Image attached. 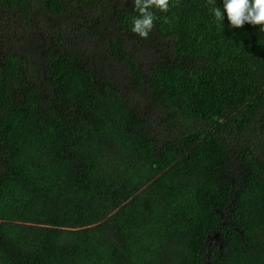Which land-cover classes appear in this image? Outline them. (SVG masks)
I'll return each mask as SVG.
<instances>
[{
	"label": "trees",
	"instance_id": "16d2710c",
	"mask_svg": "<svg viewBox=\"0 0 264 264\" xmlns=\"http://www.w3.org/2000/svg\"><path fill=\"white\" fill-rule=\"evenodd\" d=\"M210 7L0 0V264H264V33Z\"/></svg>",
	"mask_w": 264,
	"mask_h": 264
},
{
	"label": "clouds",
	"instance_id": "9594fccd",
	"mask_svg": "<svg viewBox=\"0 0 264 264\" xmlns=\"http://www.w3.org/2000/svg\"><path fill=\"white\" fill-rule=\"evenodd\" d=\"M215 21L222 27L224 15L231 28H241L245 24L258 26L264 33V0H223V10L216 6L215 0H207ZM179 0H133V10L138 15L132 20L131 31L141 39L147 40L154 28L157 16L154 10L167 13L171 7H178Z\"/></svg>",
	"mask_w": 264,
	"mask_h": 264
},
{
	"label": "rangeland",
	"instance_id": "374dc122",
	"mask_svg": "<svg viewBox=\"0 0 264 264\" xmlns=\"http://www.w3.org/2000/svg\"><path fill=\"white\" fill-rule=\"evenodd\" d=\"M64 25L67 26L68 24H64ZM64 29L63 30L61 29V32L63 34L62 38H65V40L67 42L66 45H68L69 47H71V48L79 47V48H82L83 51H85L88 48H91V49L95 50L96 47L98 46V42L97 41H92V40L87 38L88 37L87 31L84 32V31L81 30V31H76L75 33H73L72 28H70V27H68V29L64 27ZM51 36H52V34H49L48 37L45 40H47V39L52 40ZM47 41L45 42V44H49V42H47ZM99 45H100V42H99ZM137 46H138L137 44L130 43L129 47L131 48L132 53H136ZM155 49H156V47L155 48H151V49H150V47L147 48V52L148 53H147V57L144 60L146 61V59H147V63L148 64L150 63V52H154ZM105 61H106L107 66H110V64H109L110 59H106ZM118 64L119 63H117V66H118L117 67L118 68L117 71L120 72V73H123L124 68L119 66ZM144 66L145 65H141V67H144ZM120 67H121V69H120ZM123 79L124 78H122V76L119 78V80H123ZM123 88L126 91V93L132 94L133 97L137 98L141 103H146L145 107L147 106L148 101H146V95L145 94L136 93L134 90H132L130 88V86H124Z\"/></svg>",
	"mask_w": 264,
	"mask_h": 264
}]
</instances>
